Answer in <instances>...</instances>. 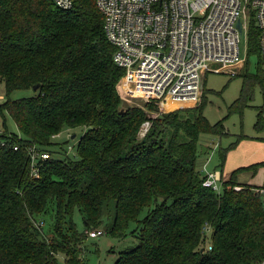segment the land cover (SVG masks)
Segmentation results:
<instances>
[{
	"label": "trees",
	"instance_id": "1",
	"mask_svg": "<svg viewBox=\"0 0 264 264\" xmlns=\"http://www.w3.org/2000/svg\"><path fill=\"white\" fill-rule=\"evenodd\" d=\"M73 1L62 9L53 0H0L6 93L0 103V264H58V252L67 264H81L87 231L100 229L111 211L106 233L121 239L134 224L137 239L114 264H258L264 259V205L256 187L237 181L250 167L233 171L219 192L203 184L206 173L198 168L200 135L226 134L223 121L212 124L204 103L159 112L140 138L150 117L143 107H124L118 83L125 69L113 61L115 47L97 0ZM258 35L252 28L248 51L257 70L249 71L248 58L229 112L242 113L258 89L264 96ZM18 90L33 94L12 99ZM144 107L158 110L154 103ZM6 116L21 136L8 128ZM77 128L83 133L71 156L53 136ZM255 128L264 129L262 113ZM31 145L50 153L39 177L31 175Z\"/></svg>",
	"mask_w": 264,
	"mask_h": 264
},
{
	"label": "built area",
	"instance_id": "2",
	"mask_svg": "<svg viewBox=\"0 0 264 264\" xmlns=\"http://www.w3.org/2000/svg\"><path fill=\"white\" fill-rule=\"evenodd\" d=\"M53 1L62 9L74 4L73 0ZM97 5L106 37L115 47L113 61L125 69L126 85L133 88L130 93L163 108L170 100L184 104L181 107L198 105L208 72L238 75L249 58V34L254 27L264 68V0H97ZM28 150L31 175L39 177L41 162L50 153L37 145ZM70 152L75 153L74 145L68 146L66 153ZM203 170V184L219 192L220 172L206 166ZM255 191L264 200V187ZM209 229L210 223L205 222L203 230ZM87 234L96 238L104 231L93 229ZM258 264H264V259Z\"/></svg>",
	"mask_w": 264,
	"mask_h": 264
},
{
	"label": "rangeland",
	"instance_id": "3",
	"mask_svg": "<svg viewBox=\"0 0 264 264\" xmlns=\"http://www.w3.org/2000/svg\"><path fill=\"white\" fill-rule=\"evenodd\" d=\"M242 55L245 56L243 46ZM249 59L251 62L249 71L254 72L257 70V58L250 56ZM245 68L246 66L243 67L241 72H243ZM124 76L118 83V91L124 100V107H143L145 108L147 115L150 117L141 126L139 131L140 138H144L151 126V119L157 117L159 112H171L179 110L180 108H198L204 103L203 114L206 118L212 124L222 120L226 127L224 128V133L226 131L227 133L224 135L202 133L200 135L198 143L201 148L203 146L207 147L208 151L204 153L201 150L199 153L198 168L202 169V166L206 161L207 169L209 171L222 170L224 176H227L240 167H248L252 165L247 170L242 171V173L240 172V180L254 186H264V129L261 128L257 130L255 128V122L259 113H262L264 116V96L260 89L256 90L253 100L249 101L242 113L229 112L230 106L240 95L243 86L242 75L208 72L204 79L202 94L198 105L170 109L166 108V106L163 108L155 101H146L142 96L131 94L130 89L133 88L124 83L122 84L121 89L120 83L125 80ZM5 94V85L3 82H0V95L4 96V100L0 103L5 101ZM31 94H33V90H18L11 95V98L27 97ZM146 102L154 103L158 110H148L144 107ZM0 122L2 124V118L0 119ZM6 124L11 131L16 132L21 136L17 124L10 116H6ZM73 132L76 136L71 139L70 136ZM82 133V128L61 132L60 136L55 138V141L59 144L58 149L62 148L67 151L69 145H74L76 152L78 146L77 143ZM226 148H228L226 156L222 157L220 151ZM69 155L73 156V153L70 152ZM253 164L255 165L254 167ZM204 173L205 172L203 171V174ZM221 189L222 185L220 184V190ZM257 194L260 196L264 205L263 197L259 193ZM113 207L114 206H112V208ZM74 219L77 229L81 233H85V225L81 215L75 213ZM112 221L113 211H111V214L107 212L103 216V222L99 226L100 229L104 230V234L96 238L88 236L85 238L84 246L86 249L81 255V258H83L81 264H114L121 251L132 247L137 243V239L131 234V231L135 226L134 224L130 225L128 234L124 238L117 239L110 234H107L106 230L111 225ZM205 235L206 242L207 244L209 243V248H211L210 241L212 240V230H207ZM56 257H58V264H67L65 256L60 252L56 254Z\"/></svg>",
	"mask_w": 264,
	"mask_h": 264
},
{
	"label": "crops",
	"instance_id": "4",
	"mask_svg": "<svg viewBox=\"0 0 264 264\" xmlns=\"http://www.w3.org/2000/svg\"><path fill=\"white\" fill-rule=\"evenodd\" d=\"M72 135H75V133H71V136H70V138L71 139H73L72 138ZM75 138V137H74ZM208 151V148L206 147V151L204 152V153H206ZM204 166H206V169H207V162L205 161L204 162V164H203V166H202V170L204 169ZM252 166V165H251ZM251 166H249V167H251ZM255 165L253 164V167H254ZM248 168H246V169H242V170H240L239 172H238V174H237V181H238V183L240 184V185H250V186H253V187H264V186H254V185H252V184H249V183H247V182H243L242 180H240V177H239V175H240V172L242 173V171H244V170H247ZM215 171H219L220 172V174H221V178H222V180H221V182H220V184L222 185V183L225 181V180H228V178L231 176V174L230 175H227V176H224V174H223V171L221 170H215Z\"/></svg>",
	"mask_w": 264,
	"mask_h": 264
},
{
	"label": "bare ground",
	"instance_id": "5",
	"mask_svg": "<svg viewBox=\"0 0 264 264\" xmlns=\"http://www.w3.org/2000/svg\"><path fill=\"white\" fill-rule=\"evenodd\" d=\"M166 106V108H175V107H181L184 104L182 103H178V102H173V101H168L166 104H164Z\"/></svg>",
	"mask_w": 264,
	"mask_h": 264
},
{
	"label": "water",
	"instance_id": "6",
	"mask_svg": "<svg viewBox=\"0 0 264 264\" xmlns=\"http://www.w3.org/2000/svg\"><path fill=\"white\" fill-rule=\"evenodd\" d=\"M238 24H239V26H240V22H239ZM38 87H39V85L37 84V85H35V86L33 87V89L36 90V89H38ZM75 136H76V135H72V138H74ZM142 142H144V139H142ZM202 151H203V152L206 151V147H205V146H203Z\"/></svg>",
	"mask_w": 264,
	"mask_h": 264
}]
</instances>
